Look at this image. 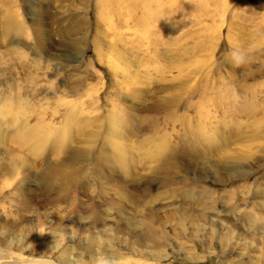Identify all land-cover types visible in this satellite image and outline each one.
<instances>
[{"label":"rangeland","instance_id":"374dc122","mask_svg":"<svg viewBox=\"0 0 264 264\" xmlns=\"http://www.w3.org/2000/svg\"><path fill=\"white\" fill-rule=\"evenodd\" d=\"M264 264V0H0V264Z\"/></svg>","mask_w":264,"mask_h":264},{"label":"bare ground","instance_id":"6f19581e","mask_svg":"<svg viewBox=\"0 0 264 264\" xmlns=\"http://www.w3.org/2000/svg\"><path fill=\"white\" fill-rule=\"evenodd\" d=\"M10 263V261H8V260H6V261H4V264H9ZM14 264H20L19 262H13Z\"/></svg>","mask_w":264,"mask_h":264}]
</instances>
